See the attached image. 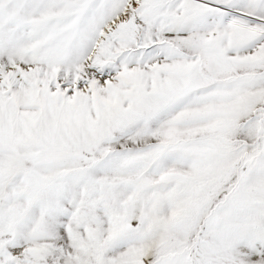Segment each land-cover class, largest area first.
Returning a JSON list of instances; mask_svg holds the SVG:
<instances>
[{"label": "snow or ice", "instance_id": "6c2138e0", "mask_svg": "<svg viewBox=\"0 0 264 264\" xmlns=\"http://www.w3.org/2000/svg\"><path fill=\"white\" fill-rule=\"evenodd\" d=\"M0 264H264V0H0Z\"/></svg>", "mask_w": 264, "mask_h": 264}]
</instances>
